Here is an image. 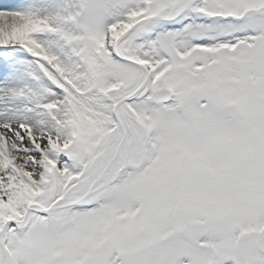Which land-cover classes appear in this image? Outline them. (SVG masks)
I'll return each instance as SVG.
<instances>
[{"label":"snow or ice","instance_id":"snow-or-ice-1","mask_svg":"<svg viewBox=\"0 0 264 264\" xmlns=\"http://www.w3.org/2000/svg\"><path fill=\"white\" fill-rule=\"evenodd\" d=\"M0 264H264V0H0Z\"/></svg>","mask_w":264,"mask_h":264}]
</instances>
